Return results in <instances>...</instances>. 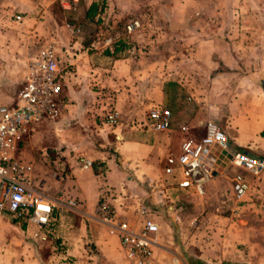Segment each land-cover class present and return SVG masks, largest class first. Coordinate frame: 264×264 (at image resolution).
I'll return each instance as SVG.
<instances>
[{"label": "crops", "instance_id": "crops-1", "mask_svg": "<svg viewBox=\"0 0 264 264\" xmlns=\"http://www.w3.org/2000/svg\"><path fill=\"white\" fill-rule=\"evenodd\" d=\"M123 1L0 0V39L8 32L5 27L17 24L25 42L20 49L31 53L43 43L52 44L63 72L60 114L31 127L21 154L25 160L20 159L32 164V178L54 206L53 220L43 227L29 217L18 219L23 222L0 217V264H65V259L66 264H125L117 236L95 217L100 200L109 202L118 215L139 229L141 202L159 227L165 208L173 215L180 206L181 217L189 218L191 212L185 211L193 204L222 198L224 184L219 179L207 183L203 195H198L178 187L179 174L173 177L163 172L166 157L177 154L185 138L202 137L208 122L220 121L219 114L228 116L220 127L231 151L264 157V96L257 101L241 100L245 94L239 88L233 92L241 98L227 106V114L210 111L201 99H189L184 89L185 95L178 96L172 109L170 130L156 132L145 126L150 107L166 106V82L173 81L177 72L171 73L176 70L173 56L167 64L142 55L120 58L122 50L115 47L123 43L122 38L102 37L97 32L95 21L104 19L112 9L125 10ZM92 4L98 10L103 5L104 12L88 18L86 11ZM144 6L142 16L152 18L149 29L159 24L158 17H170L168 8L162 7L158 14L151 5ZM16 15L22 17L20 22L12 19ZM174 29L180 28L164 24L160 34ZM219 56L226 61L224 53ZM145 66L150 67L145 71ZM213 96L206 94V98H221ZM109 106L120 116L114 127L102 122ZM229 109L234 111L229 113ZM181 127L187 131L182 132ZM87 160L92 165L85 169L82 164ZM231 182L228 179V186L224 185L230 198ZM250 193L255 204L264 207V173L250 182ZM68 201H75L76 208L68 206ZM35 234L46 240H38Z\"/></svg>", "mask_w": 264, "mask_h": 264}, {"label": "rangeland", "instance_id": "rangeland-1", "mask_svg": "<svg viewBox=\"0 0 264 264\" xmlns=\"http://www.w3.org/2000/svg\"><path fill=\"white\" fill-rule=\"evenodd\" d=\"M123 3L125 10L112 9L104 19H98L95 23L99 24L97 32L102 37L122 38L124 49L120 58L142 55L167 64L168 57L173 56L172 67L176 70L171 73L177 74L172 79L174 83L166 82L169 107L165 106L171 113L178 96L185 95L184 89L189 99L203 100L210 111L226 114L227 106L241 98L234 89L244 90L245 99L241 100L257 101L264 96L260 85L264 80V0H125ZM144 5H151L158 14L162 7L170 9L169 18H157L159 24L152 27L154 33L147 27L151 17L142 16ZM103 8L101 5L102 12ZM132 22L138 23V28L127 32L126 27ZM164 24L180 29L160 34ZM5 28L8 32L0 39V106L14 101L23 84L27 65L38 51L34 49L30 53L20 49L25 43L20 26L15 24ZM10 36L17 38L12 40ZM219 53L226 55L225 62ZM149 67L145 66V71ZM161 73L168 76L164 70ZM252 74L255 75L253 79L243 80ZM207 93L221 98H206ZM226 116L219 114L220 121L213 123L221 128ZM28 136L17 152V157L19 155L23 161L21 154ZM236 173L243 174L249 184L247 196L241 202L230 198L229 190H225L228 187H224ZM215 179L224 184L221 190L225 195L201 205L193 204L185 211H190L191 217H181L180 206L173 215L166 208L162 210L158 241L153 248L154 264H264V207L255 204L250 193V182L257 178L226 167ZM35 187L39 189L37 182ZM153 211L158 212L157 209ZM0 217L23 222L7 212L1 213Z\"/></svg>", "mask_w": 264, "mask_h": 264}, {"label": "built area", "instance_id": "built-area-1", "mask_svg": "<svg viewBox=\"0 0 264 264\" xmlns=\"http://www.w3.org/2000/svg\"><path fill=\"white\" fill-rule=\"evenodd\" d=\"M20 22L22 17H13ZM138 28L132 22L127 32ZM63 72L58 65L52 44L43 43L31 62L12 105L0 106V214L7 212L14 218L29 217L39 226H49L53 220L54 206L50 199L35 187L32 164L17 157L19 145L29 134L31 127L45 120L53 121L60 114ZM118 111L109 106L103 116V124L108 127L118 125ZM173 115L168 109L153 106L146 113V127L165 132L171 129ZM182 132L187 131L181 127ZM223 159L227 161L223 164ZM91 161H84L83 168L91 167ZM235 168L258 178L264 173V157H256L245 152H233L227 136L215 123L208 122L204 135L197 139L187 137L179 146L177 154H169L165 159V175L180 176L178 187L203 195L204 186L215 179L226 167ZM233 198L242 201L249 191L245 176L236 173L232 178ZM67 205L76 208L75 201ZM142 219L141 227L134 225L106 200H100L95 208V217L114 233L124 255L125 264H154L153 248L157 244L159 227L150 217L151 210L141 202L137 209ZM41 241L43 236L35 234Z\"/></svg>", "mask_w": 264, "mask_h": 264}, {"label": "trees", "instance_id": "trees-1", "mask_svg": "<svg viewBox=\"0 0 264 264\" xmlns=\"http://www.w3.org/2000/svg\"><path fill=\"white\" fill-rule=\"evenodd\" d=\"M100 13H102V9L99 8V10H98V7L95 4H92V5H90L88 10L86 11V17L93 18L95 15H99ZM98 21L99 20L95 21V23H98ZM115 49H119V51H120V50L124 49V46L122 44H119L118 47H115ZM170 82L174 83L173 81H170ZM166 104L169 107V103L166 102ZM156 106H159V107L167 109L165 106H160V105H156Z\"/></svg>", "mask_w": 264, "mask_h": 264}, {"label": "water", "instance_id": "water-1", "mask_svg": "<svg viewBox=\"0 0 264 264\" xmlns=\"http://www.w3.org/2000/svg\"><path fill=\"white\" fill-rule=\"evenodd\" d=\"M260 85H261V88H262V90H263V92H264V80H261V81H260Z\"/></svg>", "mask_w": 264, "mask_h": 264}]
</instances>
